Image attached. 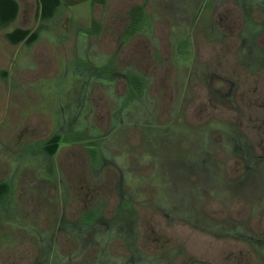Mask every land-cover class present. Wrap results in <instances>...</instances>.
Wrapping results in <instances>:
<instances>
[{
	"label": "rangeland",
	"instance_id": "obj_1",
	"mask_svg": "<svg viewBox=\"0 0 264 264\" xmlns=\"http://www.w3.org/2000/svg\"><path fill=\"white\" fill-rule=\"evenodd\" d=\"M17 1L0 26V264H264V0L87 1L32 45L7 37L41 24ZM55 133L81 142L47 157Z\"/></svg>",
	"mask_w": 264,
	"mask_h": 264
},
{
	"label": "trees",
	"instance_id": "obj_2",
	"mask_svg": "<svg viewBox=\"0 0 264 264\" xmlns=\"http://www.w3.org/2000/svg\"><path fill=\"white\" fill-rule=\"evenodd\" d=\"M39 9H40V27L36 31H32L29 29H21L17 28L13 30L11 33L8 34V39L12 44H20L25 42L28 45L34 44L38 38H39V32L41 27L43 26V22L47 20L53 19L58 11L63 6H68L70 8L77 6L80 3L91 1V4H105L106 0H37ZM20 12V5L17 0H0V26L5 27L13 23ZM132 24L130 27L129 33L132 35L136 33L146 19V14L144 12L143 7H136L132 14ZM99 27V26H98ZM98 30V28H97ZM191 45V43H190ZM131 81L133 84L132 92L136 95H142L144 92V82L142 78L139 75H132ZM71 140L68 138V136L62 137L61 134H56L53 137H51L48 140L47 144V151L49 152V155L55 156L59 150V148L65 144L69 143ZM93 147V146H92ZM94 159H97L99 156L98 148L97 146L93 148L92 150ZM6 185L4 183L0 186V201L4 198ZM92 218V214L89 215L88 219Z\"/></svg>",
	"mask_w": 264,
	"mask_h": 264
},
{
	"label": "flooded vegetation",
	"instance_id": "obj_3",
	"mask_svg": "<svg viewBox=\"0 0 264 264\" xmlns=\"http://www.w3.org/2000/svg\"><path fill=\"white\" fill-rule=\"evenodd\" d=\"M143 80V79H142ZM129 81H130V84H131V86H133V82L131 81V78H129ZM144 88H145V84H144ZM131 91L130 92H132V89H130ZM132 94L134 95V96H139V95H136V94H134L133 92H132ZM64 129V128H63ZM67 131H70V130H67ZM56 134H58V133H55V134H53L51 137H53L54 135H56ZM50 137V138H51ZM49 138V139H50ZM48 139V140H49ZM48 140H46L45 142H44V144H43V146H42V149H43V151H44V153H45V155L47 156V157H49V156H51V155H49V152L47 151V144H48ZM79 143V142H81V140H78V141H75V142H69V143H75V144H77V143ZM60 149V148H59ZM98 152H99V149H98ZM51 157H53V156H51ZM93 161H94V164H96L98 161H99V156H98V158L97 159H94V157H93ZM2 183H4L5 185H6V188H7V190L5 189V193H4V197H6V196H9V193H10V191H11V189H10V185H8V183L5 181V182H1L0 183V186H1V184ZM200 223V222H199ZM203 224H204V226H209V225H207V223L206 222H202ZM210 227V226H209ZM209 229V228H208ZM211 231L213 232V233H218V234H225V235H229V236H231V237H241V236H239L238 234H236V233H234L233 235H230V234H228V233H232L233 231H234V228L233 227H221V226H218V225H216V224H214V227H212L211 228Z\"/></svg>",
	"mask_w": 264,
	"mask_h": 264
}]
</instances>
